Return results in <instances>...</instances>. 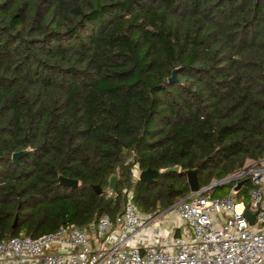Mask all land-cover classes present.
Returning a JSON list of instances; mask_svg holds the SVG:
<instances>
[{
    "label": "trees",
    "instance_id": "1",
    "mask_svg": "<svg viewBox=\"0 0 264 264\" xmlns=\"http://www.w3.org/2000/svg\"><path fill=\"white\" fill-rule=\"evenodd\" d=\"M262 158L264 0H0V241L89 228L125 190L164 211L185 171L204 188Z\"/></svg>",
    "mask_w": 264,
    "mask_h": 264
},
{
    "label": "built area",
    "instance_id": "2",
    "mask_svg": "<svg viewBox=\"0 0 264 264\" xmlns=\"http://www.w3.org/2000/svg\"><path fill=\"white\" fill-rule=\"evenodd\" d=\"M139 174L135 169L134 181ZM228 185L236 193L247 186L248 200L211 196L213 188ZM114 190L107 198H117ZM245 210L253 215L252 225ZM162 219L167 230L160 228ZM0 264H264V158L247 161L164 211L140 213L125 190L121 212L105 214L89 228L61 225L36 238L1 240Z\"/></svg>",
    "mask_w": 264,
    "mask_h": 264
},
{
    "label": "water",
    "instance_id": "3",
    "mask_svg": "<svg viewBox=\"0 0 264 264\" xmlns=\"http://www.w3.org/2000/svg\"><path fill=\"white\" fill-rule=\"evenodd\" d=\"M176 70H173L171 73L170 78L168 79V82L170 84L176 82ZM28 150H23V151H19L17 153H13L12 154V162L17 165L18 161L23 158L24 156H26L28 154ZM179 171L178 167H173V168H168V169H161V170H154V169H147L145 171H141L139 174V180L142 182H145L147 184H151L155 178H157L160 174H164V173H176ZM186 179H187V184L189 187L190 192H196L199 190V184H198V178H197V171L196 170H187L184 172ZM59 181V186L61 187H68V188H76L78 183L75 180H71V179H67L64 177H59L58 178ZM108 186L111 189H115L117 186V179L116 176H111L109 181H108ZM246 182V180L241 181L237 184V186L234 188L235 191H237L240 186H242V184H244ZM92 189L95 191V193L97 195H100L102 193L101 188L96 185L93 186ZM244 216L249 220V223L252 225L253 224V215L250 214L247 210H245L244 212ZM15 227V222L12 225V228Z\"/></svg>",
    "mask_w": 264,
    "mask_h": 264
},
{
    "label": "rangeland",
    "instance_id": "4",
    "mask_svg": "<svg viewBox=\"0 0 264 264\" xmlns=\"http://www.w3.org/2000/svg\"><path fill=\"white\" fill-rule=\"evenodd\" d=\"M211 196L212 197H217V198H222V197H226V196H230V195H232V196H241V195H244L243 193H242V191L241 192H235L234 190H233V188H232V186L231 185H228V186H224V187H218V188H216L214 191L212 190L211 191ZM245 200L247 201L248 200V197H247V195L245 196ZM161 222V229H164L165 228V224H166V221L164 220V219H162V220H160Z\"/></svg>",
    "mask_w": 264,
    "mask_h": 264
},
{
    "label": "crops",
    "instance_id": "5",
    "mask_svg": "<svg viewBox=\"0 0 264 264\" xmlns=\"http://www.w3.org/2000/svg\"><path fill=\"white\" fill-rule=\"evenodd\" d=\"M167 225H168V224L166 223V224H165V228H164V229H166V230H167V227L169 226V225H168V226H167ZM164 232L166 233L165 230H164Z\"/></svg>",
    "mask_w": 264,
    "mask_h": 264
}]
</instances>
